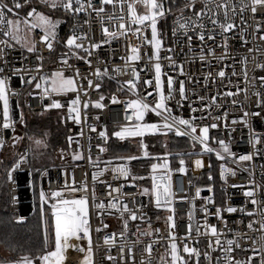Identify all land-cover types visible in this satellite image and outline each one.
<instances>
[{
  "label": "built area",
  "instance_id": "built-area-1",
  "mask_svg": "<svg viewBox=\"0 0 264 264\" xmlns=\"http://www.w3.org/2000/svg\"><path fill=\"white\" fill-rule=\"evenodd\" d=\"M184 2L185 0L180 6L172 9L171 14L166 13L164 16L171 17L169 43L166 44L165 40L161 38L162 46L159 57L162 74H166L162 75V80L165 81V92L167 76L174 78V88L176 89L179 87V81H184L187 99L181 102V107L177 108L176 101L179 100V95L178 91L174 92L175 100L170 101L173 113L184 118L196 117L195 123L200 126L216 123V128L209 127L208 145L214 149H219L216 141L224 140L234 154L233 157H226L224 160H218L215 152H202L199 144L194 146L188 137H178L174 133H169L167 136L146 133L142 138L134 137L125 140H119L112 135L114 131H119L122 125L132 123V121L125 119V104L123 103L136 98L128 91V85L125 83V81L133 79L132 67H135L139 72V81L136 84L138 94L143 96L146 88L148 91L153 90L151 86H146L143 83L144 80L149 79L153 81L154 86L153 61L149 60L152 47L150 43L143 39L146 37L148 41L151 40L150 27L141 26L143 29L142 34H133V31H128L125 35H118L116 39H112L109 43H101L100 47L92 50L90 56L82 50H78L79 56H86L87 59L91 60V66L86 64L84 60L77 59L69 54L68 60L72 65L71 69L65 67L60 62V58L62 54L68 53L64 41L69 35L73 34V26H75L76 35H86L83 41H77L82 43L84 48H90L92 43H100L104 39L99 20L95 12L90 9L87 12H81L75 18L65 13L70 19L69 35L67 37L57 35L51 52L40 43L39 35L41 33L38 29L33 30L31 37L36 42L37 52L35 54H30L15 44L11 49L0 45L5 52L3 58L0 59V67L4 68V72L0 75L10 77L9 86L11 91L19 93V95L9 93L10 119L15 123L9 129L0 127V138L4 141L3 147H0V159H3L7 153L6 151L13 146V137H22L19 140L23 141L24 144L21 155L27 153L26 162L22 161L20 166L12 171L11 180L8 179L10 210L20 218L23 214L30 212L35 191L39 197L41 189L49 193L51 190L62 188L66 182L71 185L73 179L76 182V187H80L82 182H86L88 185L89 223L91 225L92 264H141L142 259L144 264H163L161 256L164 257L167 264H171L169 232L176 237L175 242L178 249H180V255L184 256L186 260L189 257L182 251L185 243L189 247H196L200 251V259L204 264H208V261L204 259L205 252L210 253L212 257L211 264H217L216 258L222 256L223 253L216 248L215 237L205 234L203 228L205 224L203 208L205 207L208 209L206 222L209 225L216 226L217 231L220 233L221 244L226 247L225 241L227 239H234L240 244L239 249L234 244L232 246L233 252L229 255L234 259L245 262L251 256V264H260L261 259H264V232L260 231L259 223L261 221L260 211L264 209V87L261 86L260 82V78L264 77V69L256 68L257 63L264 64V41L259 39L260 35L264 34V6L257 5L256 12L253 13L251 11V0H210L209 8L213 9H215L217 3H229V20L234 23L235 27L227 33L222 32L218 24L213 25L211 23L210 14L204 17L202 21L204 24V41L197 38L200 29L187 33V35L193 37L191 48H189L187 35L179 29L178 25L174 24L176 17L180 14L178 9L183 6ZM36 4H38V0H31L29 6L20 10V16L23 17V11L28 10L29 7L37 8ZM93 5L98 7L99 0H93ZM104 7L105 12L102 14L104 25L110 31L119 33V21H109L107 16L109 14L122 15L127 26V5L125 4L123 11H121L119 4L115 8L111 4ZM202 7L203 5L198 2L196 9L199 10ZM165 9L167 10L166 5ZM136 10L138 13L145 11L140 4L136 5ZM233 12L235 15H233ZM183 15L187 17L191 13L185 10ZM162 18L157 20L158 31V24ZM215 19L220 23L224 22L223 10H216ZM85 20H88L89 23L85 24ZM113 24H115V27H113ZM257 24H259V29H257ZM136 27V25H132L133 30ZM174 27L177 28L175 36L173 35ZM62 28L63 21L60 25V31ZM209 34L214 39L209 40ZM241 35L244 37L243 41L240 39ZM138 37L140 38L138 39ZM3 39L7 38L0 35V40ZM225 41L227 43L226 51L223 47ZM129 45L139 49L141 58L139 61H129L128 70L125 71V60L130 55ZM248 48H252L253 51L248 52ZM209 49L213 50V55L208 54ZM257 49L259 50L257 51ZM35 55L43 56L42 72L46 75H50L52 71L63 69L65 76H74L75 70L79 69L80 77H87L93 81V86L89 87L87 79L76 80L77 85L82 86L87 92V95L84 94V91L79 92L81 101H89V107L86 110L81 104L80 124L66 118L67 102L75 98L76 93L69 92L66 95H53L51 98L42 99L38 95L39 90L35 89L34 86L21 83L20 76L24 75L23 72L14 75L11 71L12 68L33 69L37 63ZM201 55H204V60L200 59ZM221 56L225 58H217ZM24 57H27V59H24ZM243 57H247L246 64L241 63ZM4 61L8 63L5 64ZM181 67L183 68V75L180 73ZM96 68H99L102 73L107 68V75H102L101 78L97 79L94 75ZM114 68L120 70L113 71ZM221 70L225 73L224 77L218 75ZM245 71L247 80L245 79ZM28 75H36V73L30 71ZM28 75H25L24 78L27 79ZM97 83L100 84L99 89L95 88ZM228 92L235 93V95H225ZM257 92L260 94L259 99L262 101L259 107L256 103L257 96L254 94ZM29 93H32V95H29ZM101 95L104 97L102 101H100ZM112 96H115L120 103H112ZM198 97H204V99L201 100ZM212 97H215L214 102ZM52 99L59 100L65 105L59 110L62 111V117L64 118L62 122L67 130L68 137H72L71 146H69L71 161L38 169L34 174L30 165V136L24 125L30 113H40L50 109L45 106L50 104ZM149 100L151 101V98ZM97 101L104 105L102 109L92 106ZM205 105H208V107H205ZM192 108H195L196 111H191ZM128 111L131 114V109ZM244 112H248L249 115L244 117ZM21 113L23 114V123L20 122ZM85 113L87 115L86 123L84 121ZM252 113H259V115H252ZM217 117L219 119H216ZM242 117L247 121V127L241 122ZM159 119L154 113L148 112L143 122L154 123L159 122ZM233 120H236L237 123L233 124ZM2 122V106H0V124ZM92 126L96 128V131L91 130ZM250 129L261 136L260 142L256 143L255 147L249 142ZM81 131L83 135L80 134ZM100 131H106L108 135L106 143L100 138ZM147 138L151 140L150 143L147 142ZM141 140L146 145L145 149L140 148ZM182 140L189 142V148L170 149L173 143L186 144ZM116 141L125 145L126 152L116 154L112 152L113 142ZM97 145H101L107 150L101 153ZM138 149H140V152ZM77 151L81 153L83 158L73 160L72 157ZM144 151L148 152V157L143 155ZM177 153L183 155H177ZM246 154H251L252 159L238 160L240 155ZM129 155L136 156L138 159L131 161L114 159L115 157H127ZM89 156H91L93 163H89ZM98 157L99 159H97ZM181 159L184 160L185 173L183 174L178 172L181 167ZM196 159L202 161L203 166L201 168H196L194 163ZM213 159L216 160L215 165ZM109 160L112 161V164L108 166V170L104 171L103 175H98L97 181L94 183L92 173L105 169V162ZM164 160L168 162V169L171 170L170 183L173 194L171 208L174 209L172 212L164 206L157 208L154 197L151 195V176L157 175L159 177L165 173L163 168H157L156 172L153 173L151 165L153 163L159 165ZM121 163L126 164L130 171V175L126 179L119 177L118 174L114 178L111 172L112 166ZM221 163L232 169L235 175L228 174L225 180H221L219 175ZM209 175L212 177L211 180L208 178ZM133 176L144 177V179L133 180ZM101 181H104V183ZM108 184H111L112 187L123 185L121 193L114 192L112 197L119 196L122 204L127 203L129 209L135 211L138 217L143 214V219L128 220L127 213L124 214L122 219L120 213L113 209H107V207L104 210L95 209L92 206L93 187H95L96 202L103 201L107 205L108 200L111 199L108 196ZM209 187H211V191H209ZM144 188L149 189L148 194H142ZM197 188L200 189L199 196H196ZM245 191L254 192L255 199L258 201L256 206L250 203L251 198L244 196ZM83 195H85L84 192H64L66 198H79ZM207 198H211L212 202H208ZM39 203L41 206L40 198ZM45 207L48 206L44 205ZM216 207L221 209L234 207L237 211L233 213L222 211L221 218L217 219L214 215ZM254 207L256 214L253 216L245 215L239 211L241 208L252 211ZM190 211L192 213L191 223L193 228L199 226L201 234L197 236L193 230L190 239H183L188 233ZM98 212L101 214L97 215ZM170 215L173 217L171 223L174 224V227L172 228H169L167 219ZM123 220H128V230L124 237H121L120 232L124 230ZM250 220L258 221L253 225L255 230L248 229L247 224ZM104 225H107V227H104ZM97 228L100 231H96ZM137 228H139V232H137ZM148 231L152 233L150 236L140 234ZM113 234H115L114 237ZM106 236L112 237L114 243L106 244ZM137 239H139L138 243L135 242ZM210 239L213 241V248H216V251H211L208 248ZM153 241L155 243H152ZM77 242L80 247L85 249L81 257L83 260L87 252L88 242L83 239ZM150 243H152V251L149 255L144 249ZM122 245L124 246L123 260L120 253ZM128 247L132 248L131 260L127 255ZM108 256L114 257V259L109 260L107 259ZM220 264H223V261Z\"/></svg>",
  "mask_w": 264,
  "mask_h": 264
},
{
  "label": "snow or ice",
  "instance_id": "snow-or-ice-1",
  "mask_svg": "<svg viewBox=\"0 0 264 264\" xmlns=\"http://www.w3.org/2000/svg\"><path fill=\"white\" fill-rule=\"evenodd\" d=\"M168 0H99V6L95 7L93 5V0H38V3L44 5L46 8L55 10H62L64 13L71 15L75 18L81 12H87V10H92L95 12L96 17L99 20L100 28L104 39L100 43H92L90 48H84L82 43H78L77 41H83L86 38L85 34L76 35L75 34V26H73V34L69 35L67 39L64 41L65 47L68 49V53L62 54L60 58V62L67 68L71 69L72 65L69 63L68 56L69 54L77 59H82L86 64L91 66V60L87 59L86 56H79L78 50H82L88 56L92 54V50L100 47L101 43H109L112 39H116L118 35H125L128 31H133V34L141 33L142 34V27L146 26L151 28V40L148 41L146 37L143 39L151 44L152 47V54L149 57V60L153 61L152 68L154 69V86L153 81L146 79L143 81L144 85L151 86L153 88L152 91H148L147 88L145 89L144 95L140 96L136 90V84L139 81V72H137L135 67L131 68L133 72V79L125 81L128 85V91L132 93L133 96H136L135 99L124 101L125 104V119L132 121L130 124L122 125L119 131H114L112 135L119 140H125L126 138H134V137H144L147 134H160L167 136L169 133H174L178 137H188L195 146L199 144L201 146L202 152L212 153L215 152L216 158L218 160H224L226 157H233L234 154L231 152L229 145L225 143L224 140L216 141L219 145V149H214L208 145L209 141V127L216 128L217 124L212 123L211 125H197L195 123L196 117H189L184 118L181 115H177L173 113V109L170 106V101L175 100L174 92L178 91L179 100L176 101L177 108L181 107V102L187 99L186 96V89L184 81H179L178 89L174 88L175 80L172 76H167L166 79V92H165V81L162 80V66L159 63V56L158 50L161 47V40L158 38V30H157V20L158 18H162L167 14H171L172 6L176 5V0H171L170 6L165 9V3ZM201 3L203 5L202 8L199 10L196 9L197 3ZM252 8L251 11L253 13L256 12V6L262 5L264 6V0H251ZM210 0H185L182 7L178 9L179 15L176 17L174 24L178 25L179 29L183 30L184 34L187 35L189 31H195L196 29H200L201 31L197 34V38L200 41H204V24L203 18L209 16L211 14V23L213 25H217L220 27L221 31L224 33L229 32L231 29L235 27L234 23L230 22L229 20V8L230 5L228 2H220L216 4L215 9L209 8ZM31 4V0H0V35L6 37L7 39L0 40V45H4L7 48L11 49L14 47V44L10 41H14L15 45H19L21 49L26 50L30 54H35L37 52L36 42L35 40L31 39V34L33 30L38 29L41 33L39 35V41L42 43L48 50L51 52L53 50V43L57 37L56 29L62 23L60 19L53 20L50 15H46L42 11H38L36 7H29L26 15L21 17L20 10L26 6ZM111 4L113 8L119 4L121 11L124 10L125 4L127 5V26L124 22V16H114L109 14L107 19L109 21H119V33L110 31L108 27L104 25V17L103 13L105 12V5ZM140 4L143 6L145 11L143 13H138L136 10V5ZM188 10L191 15L185 17L183 15L184 11ZM216 10H223L224 15V22L220 23L215 19ZM233 15L235 13L233 12ZM15 17V18H13ZM182 21V22H181ZM85 24H88L89 21L85 20ZM132 25H136L137 27L133 30ZM115 27V24H113ZM257 29H259V24H257ZM177 28H173V35H176ZM22 32H27V37L21 35ZM140 37H138L139 39ZM193 37L191 35H187V41L189 44V48H191V41ZM208 39L212 40L214 37L209 34ZM240 39L243 41L244 37L241 35ZM259 39L264 41V34L260 35ZM225 51L227 50V43L225 41L223 45ZM130 48V55L125 60L124 70L127 71L129 61L135 62L140 60L139 49L135 46L129 45ZM259 49H257L258 51ZM252 48H248V52H252ZM209 55H213V50H208ZM5 55L4 48L0 47V59L3 58ZM218 59H224V56L217 57ZM27 59V57H24ZM122 59H124L122 57ZM201 60H204V55L200 56ZM35 60L37 63L35 64L33 69H23V68H12L11 71L13 74H18L23 72L24 75L20 76V81L22 84H27L30 86H34L35 89L39 90L38 95L41 98H51L53 95H66L69 92L76 93L75 98L69 100L67 102V119L74 121L76 124L81 123V104L83 108L86 110L89 107V101H81L79 92L84 91V94L87 95V92L82 88V86H78L76 83L77 79H87L89 87L93 86V81L88 79L87 77H80L79 69L75 70L74 76H65L63 69H59L56 71H52L50 75H46L42 72L43 69V56L42 55H35ZM247 57H243L241 59V63L246 64ZM7 64V61H4ZM147 67V66H146ZM256 68L264 69V64L257 63ZM119 68H114L113 71H119ZM30 71H34L36 75H28ZM4 72V68L0 67V73ZM108 69L105 68L103 73L99 68L95 69L94 75L97 79L101 78L102 75H107ZM181 75H183V68L180 69ZM235 74V73H233ZM28 75V78L25 79L24 76ZM218 75L220 77H224L225 73L223 70L219 71ZM9 79L10 77L6 75H0V106H2V124L0 127L3 129H9L15 123L13 120L10 119V109H9V93L11 92L12 95H19L18 92H12L9 86ZM207 79V78H205ZM245 79L247 80V74L245 71ZM261 86L264 87V77L260 78ZM95 88L99 89L100 84H95ZM155 93V94H153ZM257 96V106L259 107L262 101L259 99L260 94L254 93ZM32 95V93H29ZM227 96L235 95V93L228 92L225 93ZM151 98V101L149 100ZM199 99L203 100L204 97H198ZM104 97L101 95L100 101H102ZM112 103H120L115 96H112ZM213 102L215 101V97H212ZM235 103V101H233ZM95 108L102 109L104 105L99 101L93 103L92 105ZM46 108H63L65 107L59 100L52 99L51 103L45 106ZM191 107V106H189ZM208 107V105H205ZM129 109H131V114H129ZM191 111L195 112L196 109L192 108ZM152 112L157 117H159V122L154 123H147L143 122L146 113ZM249 115L248 112H244V117ZM252 115H259V113H252ZM202 118V117H201ZM62 119H64L62 117ZM216 119H219L217 117ZM84 121H87V115H84ZM20 122L23 123V114L21 113ZM241 122L244 124L245 127L248 126L247 121L244 118H241ZM233 124L237 123L236 120L232 121ZM92 131H96L94 126L91 127ZM249 142L255 147L256 143L260 142L261 136L260 134L256 133L253 130H249ZM198 132V134H197ZM83 135V132L80 133ZM100 138H102L105 143L108 140V135L106 131L99 132ZM22 139V137H13L12 143L15 145L17 141ZM31 140L32 137H29ZM69 146H71L72 137H68ZM34 143L37 146L44 144V142L40 139H36ZM78 143V141H77ZM4 141L0 138V147H3ZM46 147V144L44 145ZM99 152L103 153L107 149L101 145H97ZM140 148L145 149L146 145H144L143 141L140 142ZM90 150V147H89ZM26 155H21L19 159L13 163L12 168L8 170V179L11 180L12 178V171L18 168L21 162H26ZM143 155L148 157V152L144 151ZM177 155H183L181 153H177ZM191 155V153H189ZM73 160L82 159L83 156L79 151L75 155H73ZM99 159V157L97 158ZM116 160H123V161H131L138 159L136 156H127V157H115ZM252 155H240L238 160L246 161L251 160ZM89 163H93L91 160V156H89ZM196 168H201L203 166L202 161L200 159H196L194 161ZM112 164V161L105 162V169H100L97 172L92 173V181L95 183L97 181L98 175H103L104 171L108 170V166ZM181 167L178 169V172L183 174L185 173L184 160H180ZM163 168L165 173L161 176L152 175V187H151V195L154 197V202L157 208L164 206L167 208L168 211L172 212L174 209L171 208L172 203V191H171V183H170V176L171 170L168 169L167 162L163 164H156L153 163L151 165V170L153 173L156 172L157 168ZM111 172L113 177L116 178L117 174L119 177L127 178L130 175V171L127 168L126 164H116L115 166L111 167ZM228 174L235 175V172L225 167L223 163L220 164V179L225 180ZM209 180L212 179L211 175H209ZM133 180L137 179H144V177H132ZM159 181V182H158ZM104 183V181H101ZM76 182L73 179L71 185L67 182L65 185L57 190H51L49 193H46L43 189H41L39 198L41 201V208H40V215L41 221L44 222V205H47L51 211V218H52V238L54 247L51 251H45L43 255H37L35 257H30L25 255L21 257L19 260L12 261L10 264H34V260H39L40 264H62L64 260L63 253L68 248H73L74 250H79L80 252H85V249L80 247L78 244H71L70 241L74 238L77 241L86 240L88 242L87 252L86 255L83 257L82 264H92V247H91V225L89 223V210H88V185L86 182H82L80 187L75 186ZM120 187H112L111 184L107 185L108 196L111 199L108 200L107 205L103 201L97 203L96 202V193L95 187L92 189V206L95 209L104 210L106 207L107 209H113L116 212L120 213L121 218L125 213L128 214V220L135 221L137 219H143V214L140 217L137 216L136 212L129 209L127 203H121V199L119 196L112 197V193H121ZM84 192L85 195L80 196L79 198H66L64 196V192ZM209 191H211V187H209ZM149 189L144 188L142 194H148ZM200 195V189H196V196ZM244 196L246 198H251L250 203L253 206L258 204V201L255 199V194L253 191H245ZM208 202H212L211 198H207ZM225 211L228 213L236 212L237 209L234 207H226L221 209L220 207H216L214 215L217 219L221 218V212ZM240 212L244 213L248 216H253L256 214L255 207L252 211H246L244 208L239 209ZM203 212L205 213V224L203 228L205 230V234L209 235L210 237H215V245L216 248L223 253L222 256H218L217 264H220L223 261V264H251L252 257L249 256L247 258V262L241 261L238 259H234L230 253L233 252V245L237 249L240 248V244L234 239H227L225 241L226 247L221 244L220 240V233L217 231L215 225H209L206 222V217L208 214V209L205 207L203 208ZM101 213L98 212L97 215ZM261 221L260 223V231L264 232V209L260 211ZM169 221V228L174 227L172 224L173 217L170 215L168 216ZM128 220H123V231L120 232V236L124 237L125 233L128 230ZM192 220V213L189 212V225H188V233L187 236L183 239H190L191 233L194 230L199 236L201 234L200 227L197 226L193 228V224L191 223ZM258 223L256 220H250L247 224L249 230L253 229V225ZM226 226V225H225ZM107 227V225H104ZM96 231H100L99 228ZM159 231L158 229L156 230ZM137 232H139V228H137ZM141 235H151V231L140 233ZM135 235V233H134ZM115 234H113V237ZM48 226L45 223L44 227V247L47 249L48 247ZM170 243V257H171V264H189V260H186L184 256L180 255V249H178L177 243L175 242L176 237L169 232L168 237ZM136 243L139 242V239L135 241ZM105 243H114L112 237H105ZM152 243H155L153 241ZM152 243L148 244L144 251L151 254L152 251ZM208 248L211 251H216V248H213V241L210 239L208 243ZM183 253L187 254L189 259L195 257V264H200V256L201 253L196 247H189L187 243L184 244ZM121 259L124 258V246L122 245L120 248ZM128 258L132 259V248L128 247L127 250ZM107 259L112 260L114 257L108 256ZM204 259L208 261V264H211L212 257L209 252L204 253ZM161 261L163 264H167L164 260V257L161 256ZM141 264H144L143 259L141 260ZM260 264H264V259H261Z\"/></svg>",
  "mask_w": 264,
  "mask_h": 264
},
{
  "label": "trees",
  "instance_id": "trees-1",
  "mask_svg": "<svg viewBox=\"0 0 264 264\" xmlns=\"http://www.w3.org/2000/svg\"><path fill=\"white\" fill-rule=\"evenodd\" d=\"M183 0H176V5L172 9L180 6ZM171 0L165 3L166 8L170 6ZM40 8H43L41 4ZM56 16L63 18V28L59 31L61 37L69 35V21L68 16L62 11L54 12ZM170 16L163 17L158 24L159 36L169 43V22ZM30 137L38 138L44 144L31 147L30 165L33 173L36 170L50 166L51 164L67 163L71 161L69 154L68 133L62 122V115L59 109L50 108L40 113H30L24 125ZM184 145L173 143L170 149L179 150L189 148V142L182 140ZM46 144V147L44 146ZM113 153H124L127 148L120 142H113ZM15 153L11 159H0V248L8 253V262L19 260L21 257L28 255L35 257L43 255L44 252L51 249L53 244L52 238V218L49 207L44 208V222L41 221L40 203L37 192H34L33 197V212L24 221H19L18 217L13 214L9 206L8 197V170L12 168L19 156L21 155L24 144L19 141L13 145ZM61 154V155H60ZM59 155V156H58ZM215 165L216 160L213 159ZM34 169V170H33ZM45 223L48 226V247H44V227ZM0 255V260H2ZM195 257L188 259L189 264H195ZM39 261V260H35ZM200 264H204L200 259Z\"/></svg>",
  "mask_w": 264,
  "mask_h": 264
},
{
  "label": "rangeland",
  "instance_id": "rangeland-1",
  "mask_svg": "<svg viewBox=\"0 0 264 264\" xmlns=\"http://www.w3.org/2000/svg\"><path fill=\"white\" fill-rule=\"evenodd\" d=\"M39 3L38 4H36V6H37V10L38 11H42V12H44L46 15H50L51 17H52V19L53 20H56V19H60L61 21H63V18L60 16H56V14L54 13V12H56L57 10H55V11H53V10H51V9H48V8H46L44 5H42V6H44L43 8H40L39 7ZM28 10L26 9L25 11H23V15L25 16L26 15V12H27ZM14 18V17H13ZM61 25V24H60ZM60 25L58 26V28L56 29V31H57V35H59V31H60ZM21 35L22 36H24V37H27V32H22L21 33ZM31 37H32V34H31ZM158 38L161 40V37L159 36V33H158ZM31 39H33V38H31ZM11 43H13V44H15V42L14 41H10ZM19 46V45H18ZM161 46H162V44H161ZM167 46V45H166ZM161 48V47H160ZM160 48H159V50H158V56L160 57ZM59 112H60V114L62 115V111L61 110H59ZM36 139H38V138H33L32 137V139L30 140L31 141V147H32V145H33V147H37V145L34 143V141L36 140ZM147 142L148 143H150L151 142V140L150 139H148L147 138ZM139 150V152H140V149H138ZM7 153H6V157L4 156V158L5 159H8V157H9V159H11V156L16 152L15 151V149H14V147L12 146V147H10L7 151H6ZM61 155V154H60ZM59 156V155H58ZM165 162H167L166 160H164V161H162L160 164H163V163H165ZM168 163V162H167ZM159 164V165H160ZM51 165H53V164H51ZM159 168V167H158ZM41 169V168H40ZM34 170V169H33ZM35 174V173H34ZM54 247V246H53ZM52 247V248H53ZM52 248L51 249H49L48 251H50V250H52ZM0 255L3 257L2 258V260H0V262H7L8 261V259H7V257H8V253L6 252V251H4L2 248H0ZM34 263L35 264H40V262L39 261H35L34 260Z\"/></svg>",
  "mask_w": 264,
  "mask_h": 264
},
{
  "label": "bare ground",
  "instance_id": "bare-ground-1",
  "mask_svg": "<svg viewBox=\"0 0 264 264\" xmlns=\"http://www.w3.org/2000/svg\"><path fill=\"white\" fill-rule=\"evenodd\" d=\"M70 243L78 244L77 240H75L74 238L70 241ZM63 256L64 260L62 261V264H82V252H80L79 250L68 248L64 251Z\"/></svg>",
  "mask_w": 264,
  "mask_h": 264
},
{
  "label": "water",
  "instance_id": "water-1",
  "mask_svg": "<svg viewBox=\"0 0 264 264\" xmlns=\"http://www.w3.org/2000/svg\"><path fill=\"white\" fill-rule=\"evenodd\" d=\"M33 212V206L31 205V207H30V212L29 213H27V214H23L20 218H18V220L19 221H24V220H26V218L28 217V216H30L31 215V213ZM10 262H12V261H7V262H0V264H10Z\"/></svg>",
  "mask_w": 264,
  "mask_h": 264
}]
</instances>
